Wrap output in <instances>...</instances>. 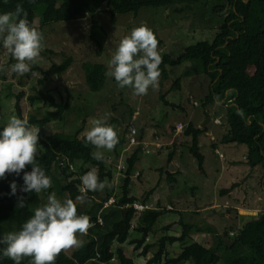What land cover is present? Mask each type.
<instances>
[{"label":"trees","instance_id":"1","mask_svg":"<svg viewBox=\"0 0 264 264\" xmlns=\"http://www.w3.org/2000/svg\"><path fill=\"white\" fill-rule=\"evenodd\" d=\"M201 1L209 0H0V13L14 12L16 6L20 4L26 11L29 22L35 24V18L38 17L41 25L74 21L90 14L93 18L90 22L88 38L96 46L97 54H100L106 46L107 31L94 14L101 8L107 9L111 15L124 13L136 15L143 7L171 8L179 12L180 4ZM216 1L222 4L214 6V10L226 8L227 14L213 39L189 45L174 58L169 54H163L160 82L162 84L169 76L168 67L180 65L183 62H190V65L196 66L199 72L204 73L209 80V93L205 96L203 105L220 103L219 107H223L225 111L228 130L220 141L224 144L244 145L246 164L251 168H262L264 177V0ZM4 52L0 45V55ZM72 62V57L68 56L62 62L51 64L49 67L34 65L32 70L41 74L36 84L43 86L48 78L59 77L68 70ZM82 69L87 88L91 92L101 91L108 79L105 75L108 67L101 62L84 61ZM5 80L4 73H0V84ZM179 84L180 79H175L171 89H178ZM23 96V91L14 95V113L17 117L28 120L31 126L40 128V131L55 119L63 120L69 108L68 99L63 102L56 100L49 91L34 87V93L28 95L27 100L31 105L40 103V106L45 109L40 112L38 106L37 111L39 110L40 116L29 114L28 117H24L21 106ZM165 96V92H160L163 103L169 104ZM1 115L0 103V117ZM113 122L118 123L116 119ZM5 124L0 120V131ZM139 129L141 132L142 129ZM203 131L204 128L195 127L189 121L183 132L184 135L191 137L188 150L196 159L198 170L202 173H204V157L199 149L198 136ZM85 137L86 134L79 137L77 132L65 134L58 130L45 136V139L39 140L37 162L52 180L50 189L40 193L22 192L23 171L19 175L8 174L0 179V238L6 233L21 230L22 225L34 214L31 203L41 196H49L55 192L58 195H66L67 199L76 202L78 213L88 215L94 225L87 235H84L82 246L71 254L62 251L56 258L55 264H85L88 261L105 264H137L126 254L120 244L128 241L134 244L133 249L138 250L145 243L148 235L153 232L160 216L169 211V209L151 205L153 209L140 212L142 224L133 230L132 220L136 213L133 204H149L146 200L150 191L140 200L130 191L133 168L141 152H144V142H140L141 136H137L138 146L125 159L120 194L110 205L104 207V201L113 195L108 192L101 201L96 197L104 193L108 187L102 192H88V201L83 204L76 201L83 186L81 177L88 171L86 164L96 168L102 182L110 184L113 177L111 167L107 165V157L104 156L103 161L95 160L92 154L97 149L86 144ZM126 142L127 138L125 139L123 135L119 137V143L113 151L117 152V147ZM172 156L173 152H170L167 162H170ZM76 164H79L78 168ZM24 171H31V165ZM164 174L169 182L173 180L171 173L165 171ZM13 181L17 185L15 195L11 194ZM110 189H113V185ZM227 191V189L222 190V192ZM20 197L25 200L23 207L17 205ZM98 217L102 218L103 223L97 222ZM177 224L180 226V234H163L158 240L157 250L140 264L186 262L188 264H264V212L262 211L242 225L231 227L229 232L224 231L223 235L209 225L201 227L181 219L177 221ZM167 228L168 225L164 227V229ZM131 231H136L139 236L129 239ZM191 233H211L213 244L206 247L197 241H188ZM226 237L230 242L225 241ZM113 242L116 243L114 250ZM176 242H180L182 248L176 256L170 257L167 245ZM151 246V243L144 244L139 255L146 256ZM4 247L0 245V250ZM0 264H14V261L3 257L0 251ZM21 264H32V258L25 257Z\"/></svg>","mask_w":264,"mask_h":264},{"label":"rangeland","instance_id":"2","mask_svg":"<svg viewBox=\"0 0 264 264\" xmlns=\"http://www.w3.org/2000/svg\"><path fill=\"white\" fill-rule=\"evenodd\" d=\"M220 4L222 3L216 0L184 2L179 5L181 8L179 12H175L171 8L143 7L136 15L132 13L111 15L103 7L94 14V17L107 31L106 46L100 54H97L96 46L88 38L90 22L93 18L90 14L74 21L55 22L46 25H41L38 22V17H36L34 25L42 31L44 36V48L36 65L44 68L49 67L51 64H58L65 57L70 56L73 59L71 66L59 77L48 78L43 86L36 84L37 78L41 74L33 70L23 76L5 72L6 80L0 84L2 108L0 120L2 123H6L12 115H15L14 95L19 91L24 92L21 99L24 117H28L29 114L40 116L39 110L37 111L38 106L40 112L45 109L40 106V103L31 105L27 100V96L34 93V87L49 91L56 100L63 102L68 99L69 108L63 120L55 119L39 131V140L45 139V136L58 130L65 134H76L77 132L80 137L91 128L93 119H102L106 114H110L108 123L116 127L119 137L123 135L126 139L130 127L136 128L137 126L142 129L140 132L136 128L137 136H141L142 140L148 139L151 143L143 146L145 153L141 152L133 168L130 184L131 194L140 200L150 191L151 194H149L150 197L146 200L147 202L150 203L154 195L158 194L160 195V202L162 201L163 204L170 203L173 209H169L172 211L168 212L170 218L161 216L162 221L155 224L153 232L146 239L144 244H152L146 256L139 255L144 244L138 250L133 249L134 244H130L128 241L120 244L126 254L134 259L135 263L143 262L152 256L157 250L158 240L163 234H180V226L176 219L194 223L201 227L209 225L223 235L224 231L229 232L231 227L242 225L252 216L261 211L264 212V189L261 190L264 187L263 171L260 167L251 168L246 164L243 156L246 154L244 145L224 144L220 141L228 130L224 108H220L218 103L203 105V100L209 93V80L204 73L198 71L196 66L190 65V62L168 67L169 76L167 79L161 84L159 77L158 87L149 88L147 95L143 96L133 95L131 89L128 88L120 89L117 83L109 77L101 91L91 92L85 84L82 63L84 61L101 62L108 67L120 40L129 35L134 27H138L142 23L150 27L155 33L159 41L158 51L161 56L169 54L174 58L189 45L213 39L227 14L226 8L214 10V6ZM13 63L15 60L10 55L5 52L0 55V65L10 66ZM175 79H180V87L171 89ZM160 92H165V100L169 104L163 103ZM114 119L118 123L113 122ZM176 121L183 123V130L178 134L180 136L172 144L163 145L162 142H167L168 134L166 131L171 132L172 135L173 125ZM187 121H192L202 127L206 126L211 131L213 139L205 144L201 150L205 156L203 165H205L207 177L198 170L197 161L188 150L191 137H187L183 133L184 123ZM156 135L159 136V139H155ZM183 139L186 141L185 144ZM206 139L204 135L201 137L203 143L208 142ZM160 140L162 144L157 147L154 142ZM213 145L217 147V151ZM136 146L138 145H129L126 142L117 147V152L101 150L107 157L109 161H107V165L111 167L113 172L110 181L113 189L107 188L104 193L96 197L97 200H103L105 194L109 192L113 195L114 201V198L120 194L126 165L125 159ZM170 152H173L174 156L179 153L178 162L184 171L181 174L182 177L178 175L179 182L172 185L164 176V170L168 167L167 158ZM221 165H223L221 167L223 172L221 177L216 180V172L222 171L219 170ZM78 166L79 164H76V168ZM85 167H88V171L95 168L88 164ZM208 170L211 171L208 173ZM138 173L139 176H137ZM233 182L236 184L235 187L232 185ZM194 186L204 196L205 202H208V207L194 205L191 200L194 194ZM227 188L233 189V194L224 195L222 190ZM181 191L185 196V204L184 202L182 204L175 202L176 194ZM55 195L61 201L67 199L66 195H58L57 193ZM47 198L48 196H41L38 200L33 201L31 203L32 210L34 211L37 207L46 204ZM106 206L104 205V207ZM160 207L167 209V206L164 205H160ZM173 211L180 212V218ZM140 216L141 213L135 214L132 220L133 230L142 224ZM97 222L103 223L102 218L98 217ZM167 225L168 228L164 229ZM138 236L136 231H131L129 239ZM79 239L84 241V235L80 236ZM188 241H198L209 247L213 244V235L211 233H191ZM225 241L230 242L228 238ZM112 247L114 250L115 242H113ZM181 248L180 242L168 244L169 256H176ZM76 249L78 248L65 252L71 254ZM85 264L105 263L88 261Z\"/></svg>","mask_w":264,"mask_h":264},{"label":"clouds","instance_id":"3","mask_svg":"<svg viewBox=\"0 0 264 264\" xmlns=\"http://www.w3.org/2000/svg\"><path fill=\"white\" fill-rule=\"evenodd\" d=\"M159 41L146 24L134 27L123 37L112 55L105 75L114 78L120 89H131L135 96L147 95L149 88H157L163 57L158 51ZM0 45L15 63L0 65V73L11 72L23 76L38 63L44 48V36L37 26L27 19L23 6L18 4L14 12L0 13ZM110 114L93 119L86 132L85 143L97 151L92 155L97 161L104 160L101 150L112 151L119 143L116 127L108 123ZM40 128L31 126L26 119L12 115L0 131V179L8 174L19 175L23 171L24 193H40L52 187L51 178L37 162ZM31 165V171H24ZM81 194L76 201H88V192H102L111 185L102 182L95 168L82 177ZM11 194L17 192L16 182L11 183ZM25 200L18 198V206ZM94 225L88 215L79 214L72 199L61 201L52 193L47 203L34 210V214L17 232L6 233L0 238L2 256L21 264L25 257L32 264H55L62 251L82 246L80 236L87 235Z\"/></svg>","mask_w":264,"mask_h":264},{"label":"crops","instance_id":"4","mask_svg":"<svg viewBox=\"0 0 264 264\" xmlns=\"http://www.w3.org/2000/svg\"><path fill=\"white\" fill-rule=\"evenodd\" d=\"M218 104H220V103H218ZM189 121H187L186 123H184V126L188 123ZM192 122V121H191ZM175 124L176 123H180L179 121H176V122H174ZM193 123V122H192ZM175 124L173 125L174 126V129H173V134L171 135V132H169V131H166V134H168V136H167V138H166V140H167V142L165 143V142H162L163 143V145H169V144H172L173 142H174V140H177V137L178 136H180V135H178L179 134V132H177L176 130H175ZM183 124V123H182ZM194 124V123H193ZM194 126L195 127H198V128H204V131L198 136V141H199V149H200V152H201V150H202V147L205 145V144H208L209 143V141L210 140H212L213 138H212V134H211V131L206 127V126H201V125H198V124H194ZM136 128H137V130L139 131L140 129H139V127H137L136 126ZM170 130H172V129H170ZM151 134V133H150ZM153 134H155V132L153 131ZM159 135V134H158ZM158 135H156L155 136V139H159V136ZM205 136L207 139V141L208 142H204L203 143V141L201 140V137L202 136ZM188 137V136H187ZM142 139V138H141ZM183 141H184V144L186 143V141L183 139ZM140 142H144L145 144H147V143H151V141H149L148 139H145V140H141ZM212 142V141H211ZM155 143V145L157 146V147H160L161 146V140L160 141H157V142H154ZM154 145V146H155ZM159 145V146H158ZM217 149V147H215V151H217L216 150ZM145 153V152H144ZM202 153V152H201ZM202 155H203V157H205L204 156V154L202 153ZM243 156H245V155H243ZM242 156V157H243ZM178 159H179V153L178 154H175V156H174V153H173V156H172V158H171V160H170V162H167V164H168V167L167 168H165V170H164V173H165V171H167L168 173H171L172 175H173V180L171 181V185L172 184H177L179 181H178V179L177 178H179V177H182L183 175H181L184 171H183V167H182V165L181 164H179V162H178ZM205 159V158H204ZM203 163H204V160H203ZM223 165H221L220 166V168H219V170H222V171H219V173L218 172H216V175H215V179L216 180H218L220 177H221V174H222V172H223V169H221V167H222ZM203 169H204V176L205 177H207V172H206V169H205V165H203ZM217 169V168H216ZM209 171H211V170H208V173H209ZM138 172V171H137ZM178 175H181V176H179L178 177ZM164 176L166 177V175L164 174ZM263 180H264V178H263ZM232 185H234V187L236 186V184H235V182H233V184ZM174 186V185H173ZM173 186L172 187H170L171 189L173 188ZM235 189V188H234ZM262 189H264V187L262 188ZM227 192H223L224 193V195H231V194H233V192H234V190L233 189H229V188H227ZM151 194V193H150ZM210 196V195H209ZM149 197L150 196H148V198H147V200L149 199ZM175 202L176 203H178V204H182L183 202H184V204H185V202H186V200H185V196H184V194H183V192L181 191L179 194H176V196H175ZM191 200H192V202L194 203V205H197V206H207V203L208 202H205V198H204V196L201 194V192L199 191V189H197L195 186H194V194L192 195V197H191ZM227 201V200H226ZM147 203H149V202H147ZM171 203H174V202H171ZM150 205H153V206H157V207H160V205L161 206H170L171 207V209L170 210H172L173 209V207L171 206V204L170 203H167V204H163L162 203V201L160 202V195H158V194H155L154 195V197L152 198V200H151V202L149 203ZM208 207V206H207ZM161 208V207H160ZM177 210H178V208H176ZM205 210V209H204ZM178 211H180V210H178ZM202 211V210H201ZM168 212H172V211H168ZM168 212H165L163 215H161V216H163L164 218H170L168 215H169V213ZM173 212H176L177 214H178V216H179V218H180V216H181V214H180V212H177V211H173ZM176 215V214H175ZM174 215V216H175ZM161 216H160V218H159V221H162V219H161ZM178 218V219H179ZM176 221H178L177 219H176ZM150 235H148V237H149ZM148 237L146 238V239H148ZM145 242H146V240H145ZM198 242V241H197ZM200 243V242H199ZM204 245V244H203ZM204 246H206V245H204ZM207 247V246H206ZM144 262V261H143ZM140 263H142V262H138L137 264H140Z\"/></svg>","mask_w":264,"mask_h":264},{"label":"built area","instance_id":"5","mask_svg":"<svg viewBox=\"0 0 264 264\" xmlns=\"http://www.w3.org/2000/svg\"><path fill=\"white\" fill-rule=\"evenodd\" d=\"M216 122L219 123L217 120H216ZM175 130L177 132H181L183 130V125L181 123H176L175 124ZM127 142H128L129 145H137L139 143L138 140H137V131H136L135 127H130L129 132L127 134ZM143 145L146 146L145 143H143ZM119 168H122V166H119ZM112 201H113V198L110 197L109 199H107L104 202V205L106 206L109 203H111ZM133 207L136 210L135 214L140 213L141 211H144V210L153 209V207L151 205H149V204H141V203H134ZM167 209H171V207L167 206Z\"/></svg>","mask_w":264,"mask_h":264},{"label":"water","instance_id":"6","mask_svg":"<svg viewBox=\"0 0 264 264\" xmlns=\"http://www.w3.org/2000/svg\"><path fill=\"white\" fill-rule=\"evenodd\" d=\"M246 1V0H245Z\"/></svg>","mask_w":264,"mask_h":264}]
</instances>
